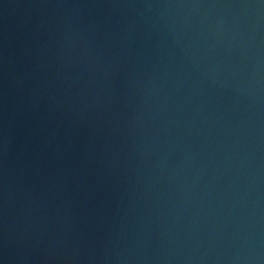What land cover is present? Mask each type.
<instances>
[{"label": "water", "instance_id": "95a60500", "mask_svg": "<svg viewBox=\"0 0 264 264\" xmlns=\"http://www.w3.org/2000/svg\"><path fill=\"white\" fill-rule=\"evenodd\" d=\"M0 264H264V0H0Z\"/></svg>", "mask_w": 264, "mask_h": 264}]
</instances>
